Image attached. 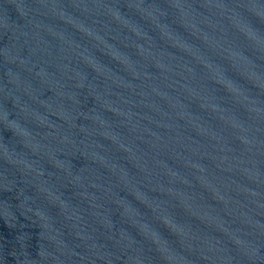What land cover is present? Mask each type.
Returning <instances> with one entry per match:
<instances>
[{"label":"water","instance_id":"obj_1","mask_svg":"<svg viewBox=\"0 0 264 264\" xmlns=\"http://www.w3.org/2000/svg\"><path fill=\"white\" fill-rule=\"evenodd\" d=\"M0 264H264V0H0Z\"/></svg>","mask_w":264,"mask_h":264}]
</instances>
